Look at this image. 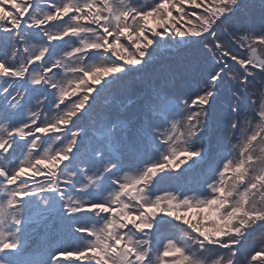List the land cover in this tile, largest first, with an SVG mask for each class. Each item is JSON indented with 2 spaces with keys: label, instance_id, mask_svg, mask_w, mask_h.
Wrapping results in <instances>:
<instances>
[{
  "label": "snow or ice",
  "instance_id": "snow-or-ice-1",
  "mask_svg": "<svg viewBox=\"0 0 264 264\" xmlns=\"http://www.w3.org/2000/svg\"><path fill=\"white\" fill-rule=\"evenodd\" d=\"M0 264H264V0H0Z\"/></svg>",
  "mask_w": 264,
  "mask_h": 264
}]
</instances>
